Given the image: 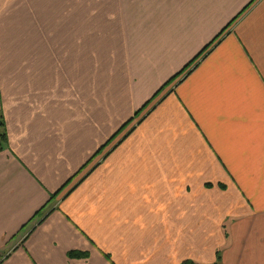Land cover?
<instances>
[{"label":"crops","instance_id":"obj_1","mask_svg":"<svg viewBox=\"0 0 264 264\" xmlns=\"http://www.w3.org/2000/svg\"><path fill=\"white\" fill-rule=\"evenodd\" d=\"M0 115V264H264V0H0Z\"/></svg>","mask_w":264,"mask_h":264},{"label":"trees","instance_id":"obj_2","mask_svg":"<svg viewBox=\"0 0 264 264\" xmlns=\"http://www.w3.org/2000/svg\"><path fill=\"white\" fill-rule=\"evenodd\" d=\"M172 82H170V83H167L165 86H163L158 92H157V94H156V96L161 92V91H163L167 86H169L170 84H171ZM155 96V97H156ZM154 97V98H155ZM153 100V99H152ZM152 100H150V101H148L146 104H145V106L140 110V111H138L137 113H136V116L135 117H137L149 104H150V102L152 101ZM154 106V105H153ZM153 106L151 107V108H149L148 109V111H147V114H149L150 113V111L153 109ZM134 117V118H135ZM134 118H131L130 120H128L111 138H110V140L107 142V143H110L113 139H115L118 135H119V133L130 123V122H132L133 120H134ZM143 120V119H142ZM141 121V120H140ZM130 133V132H129ZM128 133V134H129ZM127 136V135H126ZM125 136V137H126ZM124 137V138H125ZM8 143H9V134H8V129H7V125H6V121H5V118H4V116L3 115H0V152H2V151H4L7 147H8ZM106 143V144H107ZM104 147H105V145H104ZM103 146L98 150V153L104 148ZM83 168H85V165L83 166ZM83 168L81 169V170H83ZM80 170V171H81ZM79 173V172H78ZM59 194V193H58ZM57 194V195H58ZM57 195H53L52 196V199L53 198H55ZM41 212H38V214L36 215V216H39V214H40ZM70 257H72V258H85L86 257V255H85V253H81V252H77V251H74V252H72V253H70ZM184 264H195V263H193V262H185Z\"/></svg>","mask_w":264,"mask_h":264},{"label":"rangeland","instance_id":"obj_3","mask_svg":"<svg viewBox=\"0 0 264 264\" xmlns=\"http://www.w3.org/2000/svg\"><path fill=\"white\" fill-rule=\"evenodd\" d=\"M146 113H147V112H146ZM80 172H81V171H80ZM80 172H79V173H80ZM79 173H78V174H79ZM78 174H77V175H78ZM85 175H86V174H85ZM78 176H79V175H78ZM84 177H85V176H84Z\"/></svg>","mask_w":264,"mask_h":264}]
</instances>
